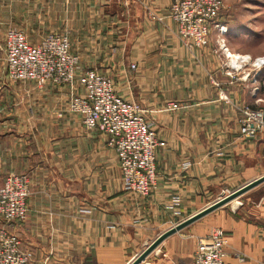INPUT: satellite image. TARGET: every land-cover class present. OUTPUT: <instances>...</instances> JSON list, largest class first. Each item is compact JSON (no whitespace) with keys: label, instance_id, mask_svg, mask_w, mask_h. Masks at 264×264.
Instances as JSON below:
<instances>
[{"label":"crops","instance_id":"obj_1","mask_svg":"<svg viewBox=\"0 0 264 264\" xmlns=\"http://www.w3.org/2000/svg\"><path fill=\"white\" fill-rule=\"evenodd\" d=\"M172 1L0 0L13 5V23L31 43L51 31L67 34L79 69L112 76L164 141L156 147V187L134 195L122 186L107 135L68 110V84L11 80L0 71V179L29 174L26 216L11 227L33 252L29 264H127L219 190L261 175L264 140L240 136L237 106L262 104L264 67L254 75L247 66L246 79L227 75L220 38L228 54H261L231 46L217 31L207 44L187 47L169 16ZM169 101L179 107L167 109ZM174 195L180 203L171 206ZM246 212L214 209L139 264H193L199 239L214 226L227 237L224 264H264V200Z\"/></svg>","mask_w":264,"mask_h":264},{"label":"built area","instance_id":"obj_2","mask_svg":"<svg viewBox=\"0 0 264 264\" xmlns=\"http://www.w3.org/2000/svg\"><path fill=\"white\" fill-rule=\"evenodd\" d=\"M222 6L221 0H173L169 16L176 23L181 42L189 48L207 44L213 25L217 33L224 34L226 30L219 21ZM220 41L227 55L223 38ZM3 49L7 75L11 79H31L39 85H77L67 108L81 116L86 128H96L107 135V143L117 156L125 190L146 196L156 187V147L164 141L158 138L153 121L147 118L141 103L117 92L112 76L94 68L79 69V56L71 50L67 34L51 31L31 43L23 28L8 27L3 35ZM228 59L224 72L231 77H239L246 66L254 68V75L264 67V55L252 59L249 54H237L233 58L228 55ZM134 67L132 63L131 68ZM246 75L248 72L241 76ZM178 106L176 101L167 103V109ZM237 111L240 136H259L264 130V104L255 106L244 102L237 106ZM29 191L30 177L25 172H10L0 180V264H29L33 260L32 250L20 246V238L11 228L26 216ZM229 192L222 190L220 197ZM179 200L180 197L174 195L171 206L179 204ZM175 212L179 214L178 210ZM226 246L223 229L213 227L199 239L193 264H224Z\"/></svg>","mask_w":264,"mask_h":264},{"label":"rangeland","instance_id":"obj_3","mask_svg":"<svg viewBox=\"0 0 264 264\" xmlns=\"http://www.w3.org/2000/svg\"><path fill=\"white\" fill-rule=\"evenodd\" d=\"M221 1L223 3V6L219 14V21L220 23H222V25H225V28H227L226 32L224 33L226 35L225 36L223 35V37L227 38L229 42L228 44H231V46H234L235 48L246 49V50H250L251 52H256V53L259 52V54H261L260 56L264 55V0H221ZM12 11H13L12 4L0 2V20H1L0 21V26H1L0 28V67H2L0 71L2 72V70H4L5 77L6 76L8 77V75L6 71L5 52L3 49V37H2L3 32L2 31H4V28L7 29L8 27H17L13 23ZM8 12L11 13V16L10 15L8 16ZM215 31H217V27H214L213 25L211 27V34L212 33L214 34ZM219 43H221V41H219ZM237 54H247V53H236L235 56ZM228 55H230L231 58H233L234 56V54H227V56ZM251 58L253 59L254 57H251ZM78 67H79V64H78ZM246 67H244L243 71L242 70L240 71V73L238 74L239 75L238 78H241V79L247 78V75L245 77L241 76L246 73L244 72L246 70ZM11 80H14V79H11ZM69 86L73 89V92H75L78 89L76 84L69 85ZM262 94L264 98V92H262ZM263 98H261L262 106L264 104V101H262ZM256 106H259V105H256ZM166 108H167V104H166ZM146 116H147V110H146ZM147 118L149 117L147 116ZM259 137H261V139L264 140V130L261 131V133H259ZM263 173H264V160H263V168H262L261 174ZM247 181L249 180L239 181L240 183L238 185L236 184V185L224 187L223 189L219 190L218 193L210 199L207 205L215 201L216 199H218V197H220V193L222 190L228 189L231 192L232 190L236 189L237 187L241 186ZM234 199L235 200H233V202H231L230 200L229 202L217 208L224 207L234 212L239 211L240 214H248L246 212V209L248 208V206L254 205L257 202H261L262 199L264 200V182L257 184L256 186L245 191L244 193L240 194ZM235 201L236 202L238 201V203H234ZM187 216L189 215H186L185 218ZM201 219H205V218H201ZM212 228L213 227H211L210 229Z\"/></svg>","mask_w":264,"mask_h":264},{"label":"water","instance_id":"obj_4","mask_svg":"<svg viewBox=\"0 0 264 264\" xmlns=\"http://www.w3.org/2000/svg\"><path fill=\"white\" fill-rule=\"evenodd\" d=\"M264 182V173L247 181L246 183L242 184L241 186L237 187L236 189L232 190L228 194L216 199L215 201L211 202L210 204L206 205L205 207L201 208L200 210L192 213L191 215L187 216L186 218L182 219L181 221L177 222L176 224L168 227L161 233H159L153 240H151L131 261L127 264H139L141 263L145 257L151 253L159 243L169 236L170 234L184 228L185 226L189 225L193 221L201 218L205 214L211 212L212 210L216 209L217 207L233 200L235 197L239 196L240 194L244 193L245 191L251 189L252 187L256 186L257 184Z\"/></svg>","mask_w":264,"mask_h":264},{"label":"bare ground","instance_id":"obj_5","mask_svg":"<svg viewBox=\"0 0 264 264\" xmlns=\"http://www.w3.org/2000/svg\"><path fill=\"white\" fill-rule=\"evenodd\" d=\"M223 29H224V30H227V28H225V25H223ZM232 54H233V53H232ZM235 54H236V53H234V56H233V57H236ZM258 73H259V72H258ZM237 203H238V201H237Z\"/></svg>","mask_w":264,"mask_h":264}]
</instances>
